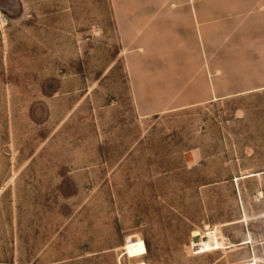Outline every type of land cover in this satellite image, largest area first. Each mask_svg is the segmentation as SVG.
Wrapping results in <instances>:
<instances>
[{"label": "rangeland", "instance_id": "rangeland-1", "mask_svg": "<svg viewBox=\"0 0 264 264\" xmlns=\"http://www.w3.org/2000/svg\"><path fill=\"white\" fill-rule=\"evenodd\" d=\"M0 264H264V0H0Z\"/></svg>", "mask_w": 264, "mask_h": 264}, {"label": "crops", "instance_id": "crops-1", "mask_svg": "<svg viewBox=\"0 0 264 264\" xmlns=\"http://www.w3.org/2000/svg\"><path fill=\"white\" fill-rule=\"evenodd\" d=\"M203 101V99H195V98H191V99H184L182 101L178 102V106L184 105V104H194V103H199Z\"/></svg>", "mask_w": 264, "mask_h": 264}, {"label": "water", "instance_id": "water-1", "mask_svg": "<svg viewBox=\"0 0 264 264\" xmlns=\"http://www.w3.org/2000/svg\"><path fill=\"white\" fill-rule=\"evenodd\" d=\"M194 239H195V240H197V239H198V237L196 236Z\"/></svg>", "mask_w": 264, "mask_h": 264}]
</instances>
